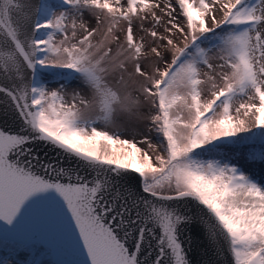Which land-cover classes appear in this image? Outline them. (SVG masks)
Wrapping results in <instances>:
<instances>
[{
	"label": "snow or ice",
	"instance_id": "1",
	"mask_svg": "<svg viewBox=\"0 0 264 264\" xmlns=\"http://www.w3.org/2000/svg\"><path fill=\"white\" fill-rule=\"evenodd\" d=\"M258 165L264 0H0V264H264Z\"/></svg>",
	"mask_w": 264,
	"mask_h": 264
},
{
	"label": "rangeland",
	"instance_id": "2",
	"mask_svg": "<svg viewBox=\"0 0 264 264\" xmlns=\"http://www.w3.org/2000/svg\"><path fill=\"white\" fill-rule=\"evenodd\" d=\"M71 90V89H69ZM257 150L259 149V146L256 145L254 146ZM248 151V149H244V152L246 153ZM253 173L255 175V177H260V179H264V165H258L255 168H253ZM8 255V253L6 251H1L0 250V260L6 258ZM26 253H20L18 256L14 257V260L17 262V264H22V262L26 259ZM49 259H51V257H49Z\"/></svg>",
	"mask_w": 264,
	"mask_h": 264
},
{
	"label": "water",
	"instance_id": "3",
	"mask_svg": "<svg viewBox=\"0 0 264 264\" xmlns=\"http://www.w3.org/2000/svg\"><path fill=\"white\" fill-rule=\"evenodd\" d=\"M53 159H55V157H53ZM57 259V257L53 256L51 257V260H55ZM196 260H200V261H209L212 262V264H215L217 258L213 255V253L211 251L207 252V254L204 253L203 249H198L196 256H195ZM221 259H223L221 257Z\"/></svg>",
	"mask_w": 264,
	"mask_h": 264
},
{
	"label": "bare ground",
	"instance_id": "4",
	"mask_svg": "<svg viewBox=\"0 0 264 264\" xmlns=\"http://www.w3.org/2000/svg\"><path fill=\"white\" fill-rule=\"evenodd\" d=\"M255 178H256V177H255ZM256 179H257V180H262V179H260V177H257Z\"/></svg>",
	"mask_w": 264,
	"mask_h": 264
},
{
	"label": "trees",
	"instance_id": "5",
	"mask_svg": "<svg viewBox=\"0 0 264 264\" xmlns=\"http://www.w3.org/2000/svg\"><path fill=\"white\" fill-rule=\"evenodd\" d=\"M53 2H54V0H53ZM0 250L3 251L4 249H3V248H0ZM4 251H5V250H4Z\"/></svg>",
	"mask_w": 264,
	"mask_h": 264
}]
</instances>
